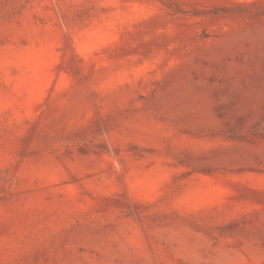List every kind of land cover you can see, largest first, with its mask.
Returning <instances> with one entry per match:
<instances>
[{"label":"rangeland","instance_id":"obj_1","mask_svg":"<svg viewBox=\"0 0 264 264\" xmlns=\"http://www.w3.org/2000/svg\"><path fill=\"white\" fill-rule=\"evenodd\" d=\"M0 264H264V0H0Z\"/></svg>","mask_w":264,"mask_h":264}]
</instances>
